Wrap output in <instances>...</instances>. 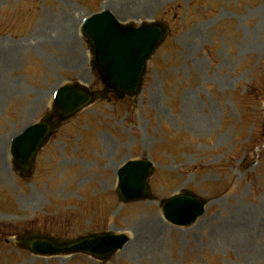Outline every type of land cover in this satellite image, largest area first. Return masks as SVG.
Returning a JSON list of instances; mask_svg holds the SVG:
<instances>
[{
  "label": "rangeland",
  "instance_id": "374dc122",
  "mask_svg": "<svg viewBox=\"0 0 264 264\" xmlns=\"http://www.w3.org/2000/svg\"><path fill=\"white\" fill-rule=\"evenodd\" d=\"M105 8L127 22H168L169 37L138 95L79 112L40 152L33 175L21 178L11 138L51 108L53 89L74 80L100 88L80 23ZM0 46V91L17 82L20 90L0 99V264H264V0H0ZM249 82L255 98L242 97ZM143 156L155 166L153 199L121 203L116 168ZM182 188L209 200L189 226L170 224L161 211ZM29 226L130 239L106 263L42 257L12 238Z\"/></svg>",
  "mask_w": 264,
  "mask_h": 264
},
{
  "label": "water",
  "instance_id": "95a60500",
  "mask_svg": "<svg viewBox=\"0 0 264 264\" xmlns=\"http://www.w3.org/2000/svg\"><path fill=\"white\" fill-rule=\"evenodd\" d=\"M82 31L94 54V66L106 87L113 88L118 96L135 94L140 89L146 60L164 39L166 26L160 22L142 23L140 26L120 25L109 12L94 14L85 19ZM106 95L87 92L79 85H65L55 95L52 120L46 114L39 123L27 126L13 139L14 163L28 175L36 151L50 135L51 129L73 115L97 97ZM118 195L123 200H138L148 195V176L153 171L148 160H130L120 169ZM205 200L184 191L167 200L164 208L167 219L187 225L203 213ZM124 234L93 233L72 240H58L40 233L26 232L18 238L22 246L40 254L82 252L97 259L108 260L127 241Z\"/></svg>",
  "mask_w": 264,
  "mask_h": 264
},
{
  "label": "bare ground",
  "instance_id": "6f19581e",
  "mask_svg": "<svg viewBox=\"0 0 264 264\" xmlns=\"http://www.w3.org/2000/svg\"><path fill=\"white\" fill-rule=\"evenodd\" d=\"M111 10H112V8H111ZM112 11H113V10H112ZM114 15L118 16L117 14H114ZM118 17H119V16H118ZM71 20H72L71 18L68 19V24L66 25L67 28H71V26H72V25H71ZM36 99H37V98H36ZM199 125H200V123L197 122V123H196V126H199ZM2 148H3V144H2V142H1V143H0V156L2 155ZM157 225H161V224L157 223Z\"/></svg>",
  "mask_w": 264,
  "mask_h": 264
}]
</instances>
